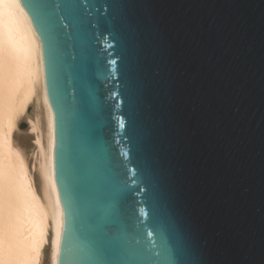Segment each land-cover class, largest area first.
I'll return each instance as SVG.
<instances>
[{
    "label": "water",
    "instance_id": "water-1",
    "mask_svg": "<svg viewBox=\"0 0 264 264\" xmlns=\"http://www.w3.org/2000/svg\"><path fill=\"white\" fill-rule=\"evenodd\" d=\"M25 6L37 0H20ZM63 4L65 0H55ZM95 22L110 16V4L124 0H76ZM154 27L146 49L150 64L152 118L163 141L164 165L191 242L203 264H264V0H136ZM28 15L33 9L24 7ZM42 45L45 85L54 113L53 173L60 206L57 264H80L85 257L74 228L89 211L111 219L120 197L114 160L130 158L125 128L96 136L73 109L70 94L85 93L89 110L101 112L122 91L121 41L105 26L78 35L73 52L85 66L77 74L65 50L50 55L41 25L32 21ZM92 32L99 40H89ZM125 153L126 155H119ZM131 168L129 179L136 174ZM135 189L136 185H130ZM143 189V185L139 186ZM106 193L97 201L93 193ZM69 193L72 198H69ZM147 190L128 194L124 222L115 230L129 264L149 257L129 248L131 224L151 222ZM144 243L155 241L144 235ZM151 259H155L154 257Z\"/></svg>",
    "mask_w": 264,
    "mask_h": 264
},
{
    "label": "snow or ice",
    "instance_id": "snow-or-ice-1",
    "mask_svg": "<svg viewBox=\"0 0 264 264\" xmlns=\"http://www.w3.org/2000/svg\"><path fill=\"white\" fill-rule=\"evenodd\" d=\"M16 6L33 9L29 22L35 20L41 25L40 31L49 41L50 55L53 56L63 48L71 67L77 74L83 73L85 66L78 62L73 52L78 35L87 28L105 26L112 29L113 39L121 41L120 83L122 91L110 93L114 103H106L101 112L89 110V97L85 93L77 95L74 86L70 93L73 97V109L86 122L99 120V127L88 130L89 142L96 136L112 134L114 146L117 129L125 128L124 134L129 145L130 158L115 159L114 167L119 169L120 197L112 205L108 219L98 210L88 212L83 220H78L74 235L82 243L85 257L80 264H129L121 258L125 250L115 239V230L124 222L128 194L147 190L146 202L151 210V222L141 226L136 220L131 224L134 236L129 241V248H134L149 257L148 264H203L197 247L191 242L187 217L181 210L168 169L164 165L163 141L153 123V103L149 92L148 79L151 71L146 49L152 41L154 27L139 11L136 0H124L123 3L110 4L113 9L110 16L98 18L95 22L88 19V11L76 0H65L63 4L55 0H37V3L23 5L15 0ZM12 5L5 0V11L0 18V28L11 32L13 18L8 9ZM92 32L89 40H99ZM9 128L16 129L17 121L9 118ZM19 155V152H17ZM119 155H126L119 153ZM132 166L136 174L129 179ZM130 185H136L132 189ZM143 185V189L139 186ZM106 193L102 190L93 193L94 199L103 200ZM69 198L72 194L69 193ZM155 241L144 243V235L152 236ZM39 255V253H38ZM155 259H151V258Z\"/></svg>",
    "mask_w": 264,
    "mask_h": 264
},
{
    "label": "bare ground",
    "instance_id": "bare-ground-1",
    "mask_svg": "<svg viewBox=\"0 0 264 264\" xmlns=\"http://www.w3.org/2000/svg\"><path fill=\"white\" fill-rule=\"evenodd\" d=\"M8 3L13 27L0 28V264H57L54 113L42 45L26 9ZM4 11L0 0V18Z\"/></svg>",
    "mask_w": 264,
    "mask_h": 264
}]
</instances>
